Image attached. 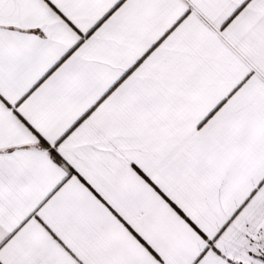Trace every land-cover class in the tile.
<instances>
[{
  "label": "snow or ice",
  "instance_id": "1",
  "mask_svg": "<svg viewBox=\"0 0 264 264\" xmlns=\"http://www.w3.org/2000/svg\"><path fill=\"white\" fill-rule=\"evenodd\" d=\"M0 264H264V0H0Z\"/></svg>",
  "mask_w": 264,
  "mask_h": 264
}]
</instances>
